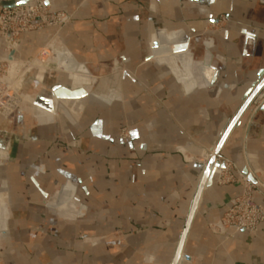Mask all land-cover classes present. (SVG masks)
<instances>
[{
	"label": "crops",
	"instance_id": "1",
	"mask_svg": "<svg viewBox=\"0 0 264 264\" xmlns=\"http://www.w3.org/2000/svg\"><path fill=\"white\" fill-rule=\"evenodd\" d=\"M43 1L71 17L51 55L68 52L79 70L31 71L27 102L6 122L0 264H264V222L253 234L209 229L242 178L264 189V96L223 137L264 74V0ZM53 33L21 34L20 57ZM181 37L187 53L152 56ZM86 87L69 116L55 112L54 99Z\"/></svg>",
	"mask_w": 264,
	"mask_h": 264
},
{
	"label": "built area",
	"instance_id": "2",
	"mask_svg": "<svg viewBox=\"0 0 264 264\" xmlns=\"http://www.w3.org/2000/svg\"><path fill=\"white\" fill-rule=\"evenodd\" d=\"M51 5L43 0H35L23 6L4 7L0 10V116L7 118L16 111L25 77L37 68V62L51 64L43 59H22L19 55L20 35L38 28H52L54 33L47 39L38 52L41 57L52 52L50 44L58 32L70 20L63 12H53ZM49 47V48H48ZM49 57V56H48ZM241 194L231 200L229 209L216 222L210 225L214 232L225 235L231 231H246L253 234L264 222V189L247 177L242 178ZM262 197V203L253 201L254 191Z\"/></svg>",
	"mask_w": 264,
	"mask_h": 264
},
{
	"label": "water",
	"instance_id": "3",
	"mask_svg": "<svg viewBox=\"0 0 264 264\" xmlns=\"http://www.w3.org/2000/svg\"><path fill=\"white\" fill-rule=\"evenodd\" d=\"M27 2H28V0H22V1L19 2L18 4H15L14 6H10V7L23 6V5H25ZM188 44H189V40H187V38L185 37L184 40H183V43L180 44L179 46H175V45H174V47H173V49H172L171 52L174 53V54H177V53L179 54V53L185 52V51H187V49H188ZM151 47H152V48H156V43H155L154 41L152 42ZM65 56H66L67 58H71V59H72L71 55H70L68 52H65ZM206 58H208V57H206ZM50 59H51V63H52L53 65H55L56 70H58V71H62V70H63L64 63L66 62L65 60H62V62H58V61H57V56H55V55H51ZM205 64H207L206 59H205ZM261 74H262V73H260V75H261ZM257 89H258V91H257L258 93H256V95H255L254 97L251 98V97H249L248 95L245 97L243 105L241 106L239 112L236 114L235 118L232 120L231 124H230L229 127L227 128V130H226V132L224 133V136H223V137H225V136L227 135V132L232 128V126H233L234 124H236V122H237L239 116L241 115V113L244 111V109H245L250 103L258 104V103L262 100V98H263V96H264V74H262V77L260 78V80H259V82H258V84H257L256 90H257ZM78 93H79V92H66V96H67V98H69V99H76V96L79 95ZM79 96H82V94L79 95ZM79 96H78V98H79ZM222 143H223V142L220 143L219 147L222 145ZM219 147H218V148H219ZM214 167H215V168H221V167H223V164H222L221 161L216 160L215 163H214ZM209 175H210V176H209ZM212 176H213V171H211V170L209 169V166H208V167L206 168V170H205V173H204V183L201 184V186H200V187L198 188V190H197L196 197H195V201H194V204H193V206H192V208H191V211H190V214H189V218H188V221H187V225L190 223V220H191V218H192V216H193V213H194V211H195V209H196V207H197V204H198V201H199V198H200V195H201V191L203 190L205 183H207V185H208V184L211 182V178H212ZM207 179H208V181H206ZM4 209H5V210L1 209V207H0V234H1V235H2V234H5L6 231H7V221H8V215H9V214L7 213V210H8V209H7L6 206H5ZM184 239H185L184 237L181 239V241H180V245L183 244ZM173 264H178V260L175 259V260L173 261Z\"/></svg>",
	"mask_w": 264,
	"mask_h": 264
},
{
	"label": "rangeland",
	"instance_id": "4",
	"mask_svg": "<svg viewBox=\"0 0 264 264\" xmlns=\"http://www.w3.org/2000/svg\"><path fill=\"white\" fill-rule=\"evenodd\" d=\"M44 45V44H43ZM43 47V46H42ZM41 49V48H40ZM39 52V51H38ZM38 55V53L36 54V56L35 57H37V59H43V60H45V61H47V60H49L50 59V56L48 57V56H44V57H41V55H39V56H37ZM34 58V57H33ZM33 58H29V59H33ZM54 68L55 67V65H53L52 63L51 64H48V63H42V67H38L37 69L38 70H44V69H46V68ZM66 72H68V73H75L76 74V76H77V72H75V71H72V72H69V71H66ZM120 73V72H119ZM80 78V77H79ZM78 77H76V79L78 80L79 79ZM79 81H82L81 79H79ZM23 87V86H22ZM26 94H25V92H24V90H18V97L20 98V103H19V105H18V107H17V109H16V111H14V113H12L10 116H8L7 118H3V117H1L0 116V118L1 119H3L4 120V123H3V125L2 126H0V153H2L3 154V152H4V158L6 157V154L8 153L9 154V152H10V145H11V136H10V129L6 126V122H8V120L12 117V116H14V115H16L17 114V112H18V110L23 106V105H25L26 104V102H27V99H26V96H25ZM102 98H104V97H101V99ZM69 100V99H68ZM65 101V100H53V105H54V108L55 107H59L60 109H62L63 110V112H65L66 114H67V116H69V112L71 111V109H72V105L74 104V102H75V100H69L70 101V103H69V101ZM56 103V104H55ZM64 103L66 104V105H64ZM58 105V106H57ZM65 114V115H66ZM119 135H120V137L121 138H128V132H127V129L126 128H122L121 129V131H120V133H119ZM5 150V151H4ZM9 156V155H8ZM8 156H7V159H6V161L3 163L2 161L4 160V158L3 159H0V169H3L6 165H7V160H8ZM4 207V206H3ZM5 208V207H4ZM219 220V219H218ZM217 220V221H218ZM216 221V222H217ZM216 222H214V223H216ZM213 223H211V224H209V229L211 230V231H213L212 229H211V227H210V225H212ZM214 232V231H213ZM230 232V231H229ZM214 233H216V234H219V233H217V232H214ZM232 233V232H231ZM227 234V233H226ZM225 234V235H226Z\"/></svg>",
	"mask_w": 264,
	"mask_h": 264
},
{
	"label": "bare ground",
	"instance_id": "5",
	"mask_svg": "<svg viewBox=\"0 0 264 264\" xmlns=\"http://www.w3.org/2000/svg\"><path fill=\"white\" fill-rule=\"evenodd\" d=\"M183 40H184V38L183 37H181V39L179 40V45L180 44H182L183 43ZM178 45V46H179ZM49 48V47H48ZM188 51V50H187ZM187 51H185V52H182V53H177L176 55H180V54H185V53H187ZM51 53L52 52H48L47 53V55L48 56H50L51 55ZM151 54H152V56L153 57H160L161 59H162V57H165V56H167V55H171V54H174V53H172V52H170V50H169V48H164L160 53H158V54H156V55H154V51L152 50L151 51ZM52 55H55V56H57V61L58 62H62V60H65L66 62L64 63V67H63V70L62 71H69V72H72V71H77V70H79V66L77 65V63H75L74 62V60L73 59H71V58H67L66 56H65V53H53ZM51 57V56H50ZM51 60V59H50ZM41 62L42 61H38L37 62V67L36 68H38V67H42V64H41ZM158 62V61H157ZM83 80H85V81H87L88 83H93V82H95V80L92 78V77H90V76H88L87 77V75H84L83 77ZM86 90H69L70 92H79L78 94L79 95H84V94H86V91L88 92L89 91V88H85ZM78 95V96H79ZM78 96H76V98H78ZM55 100V99H54ZM69 100H74V99H69ZM68 100V101H69ZM65 101H67V100H65ZM69 103H70V101H69ZM56 104V103H55ZM64 105H66L65 103H64ZM58 106V105H57ZM56 108V110H55V112L57 113V114H59V113H61V114H66L65 112H63V110L62 109H60L59 107H55ZM67 115V114H66ZM5 151V150H4ZM4 152H3V154L2 153H0V159H3L4 158ZM210 176V175H209ZM206 181H208V179L206 180ZM3 202H2V198L0 197V207H1V209H3V210H5L4 209V207H3ZM1 235V234H0ZM2 235H4V234H2Z\"/></svg>",
	"mask_w": 264,
	"mask_h": 264
}]
</instances>
